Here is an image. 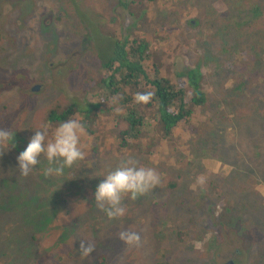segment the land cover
I'll use <instances>...</instances> for the list:
<instances>
[{"label": "rangeland", "instance_id": "obj_1", "mask_svg": "<svg viewBox=\"0 0 264 264\" xmlns=\"http://www.w3.org/2000/svg\"><path fill=\"white\" fill-rule=\"evenodd\" d=\"M5 1L12 0H0V129L16 131L17 148L0 155V264H211L195 260L229 242L244 264H264V0H152L153 10L140 0H79L89 31L63 26L66 35L54 40L30 20L26 37L9 32ZM53 1L32 0L35 22L39 9H64L75 0ZM253 7L261 18L235 28ZM149 12L150 46L162 50L143 60L147 73L157 66L161 77L187 87L174 73L194 70L208 97L169 137L150 120L145 136L124 146L117 141L124 110L99 87L109 77L102 59L111 49L100 28L111 29V17L113 32L125 34L136 21L132 32L139 36ZM194 17L202 25L188 29ZM20 84L38 90L27 93L21 90L32 87ZM55 102L96 114L94 132L80 138L83 158L62 176L44 175L41 158L23 177L17 156L33 131L54 132L44 118ZM128 158L154 168L161 182L135 200L125 197V215L109 219L94 192ZM122 232L138 233L139 243L126 244Z\"/></svg>", "mask_w": 264, "mask_h": 264}, {"label": "trees", "instance_id": "obj_2", "mask_svg": "<svg viewBox=\"0 0 264 264\" xmlns=\"http://www.w3.org/2000/svg\"><path fill=\"white\" fill-rule=\"evenodd\" d=\"M148 31L143 28L141 38L148 36ZM129 35L135 36L133 42H124L123 45L116 47L111 44L110 55L106 54L107 56L101 58L102 69L109 74V77L99 86L102 90L101 95H104L105 99L117 97V106L124 110L122 119L125 126L120 130L117 140L124 146L127 145L126 142L140 141L146 134L145 127L150 120L156 123L155 128L158 134H161L163 138L169 137L180 124L187 123L193 117L194 111L206 105L208 97L199 83L201 74H196L194 70L189 69L187 73L178 75V77L186 78L187 87L180 86L176 78L170 81L169 78L161 77L157 66L152 68L153 75L150 76L143 61L144 59L152 60L153 52L149 48V42L141 40L140 36L134 34L132 30L129 31ZM174 75L177 77L175 73ZM138 92L153 93L152 100L144 105L137 104L135 95ZM105 99L102 101H106ZM100 102L96 103L101 105ZM72 117L82 120L86 133L94 132L96 114L89 108L82 109L76 105H62L55 102L47 109L44 121L56 129L60 123ZM168 186L173 190L177 187L176 183L171 182ZM182 204L185 206L187 200H183ZM261 213L264 215L263 212ZM176 233H178L177 236L181 235V232ZM209 257L206 256L203 259L197 257L195 261L200 263L201 260L203 263ZM101 264H103L102 261Z\"/></svg>", "mask_w": 264, "mask_h": 264}, {"label": "clouds", "instance_id": "obj_3", "mask_svg": "<svg viewBox=\"0 0 264 264\" xmlns=\"http://www.w3.org/2000/svg\"><path fill=\"white\" fill-rule=\"evenodd\" d=\"M153 93L138 92L135 95L137 104H147ZM26 147L17 156L19 174L29 176L41 164V158L47 161L44 175L62 176L65 169L72 168L83 158L80 138L86 132L85 124L79 119H68L49 134L45 126L33 131ZM16 131L0 129V155L17 148ZM161 182L160 174L152 167L140 165L135 159H125L115 168L103 175L94 192L96 206L109 219L123 217L125 197L135 200L153 190ZM120 239L126 244L134 245L140 241L136 232H122ZM86 251H90L87 249Z\"/></svg>", "mask_w": 264, "mask_h": 264}, {"label": "flooded vegetation", "instance_id": "obj_4", "mask_svg": "<svg viewBox=\"0 0 264 264\" xmlns=\"http://www.w3.org/2000/svg\"><path fill=\"white\" fill-rule=\"evenodd\" d=\"M83 1V0H82ZM104 2V0H102ZM139 1V0H138ZM142 4H149V6L151 7V9L153 10V7L155 5V1L154 2H149L148 0H140ZM7 3L2 5L3 11L2 13H5V17L8 16L10 14V19L8 20V24L9 26L6 27V29L10 32L16 33V35L19 37V39L22 38V33H24L25 37L27 34H31L30 30H26L25 27H29L28 26V22L29 20L32 21L33 23H36L38 26L40 31H44L46 33H50L52 34L53 40L57 39V38H61L64 37L65 35L61 34L63 32L62 27L63 26H67L69 29H80L83 31L88 30L89 28L87 26V20H86V16L85 14H82V10H81V1L79 0H75L74 2L69 3L64 9H60L58 10V6L55 5V8H42L39 9V13L37 14V16H39L40 18H37V22L34 21L33 19V13L35 11L34 7L32 6V0H12V2H8L5 1ZM55 3V0L53 1ZM118 2V0H117ZM9 3V7L8 9H5V6ZM84 3V2H83ZM30 5V7H29ZM40 5V4H39ZM119 3H115L114 5L111 4V9L114 10L117 9ZM17 10L18 13H15L14 8ZM38 8V6H37ZM262 10H258L256 7H253V9L250 11L249 14H247L246 16H244L243 18H239L236 21H232L233 25L235 26V28H240L241 24H244L246 27L248 26H252L255 25L256 22H254V20H258L260 19V13ZM41 13V16H40ZM118 14V13H117ZM207 15H209V12L206 13ZM27 16H29L31 19L27 18ZM116 18H119L117 15H115ZM151 12H149L147 14V16L142 19V29H148L149 33L148 36L141 38V40H145L146 42H149V48H151L150 46V39L153 37V35L155 34V28H154V21L152 23L151 20ZM80 18V19H79ZM137 20V18L135 19ZM196 21V22H195ZM109 22L111 23V29L105 27L103 28V26L100 28V30L102 32L107 33V35H105V37H102V39H106L108 41V43L113 44L115 47L117 45H123L124 42L127 43H131L133 42V38L135 37L134 35L130 36L129 32L123 34V30H117V32L121 31L119 33V35L117 34V32L114 34L110 33L113 32V30L115 29L114 27V22L111 19V17H109ZM135 22L129 26H127V29L130 30H134V25ZM202 25V21H200L199 18L194 17L191 20H189V22L187 23V28L190 29V27H200ZM178 29V28H177ZM187 30V29H186ZM82 31V34H83ZM152 31V32H151ZM30 32V33H29ZM35 32V31H34ZM256 32H260V30L256 31ZM151 33V34H150ZM187 33V32H186ZM1 30H0V37H1ZM138 36V35H137ZM128 37V40H126V38ZM40 38V37H39ZM180 39V38H179ZM52 40V41H53ZM184 43H186L184 40L182 41ZM163 43V42H162ZM129 45V44H128ZM153 46V44H151ZM165 45V44H164ZM163 45V46H164ZM3 48L0 47V50H2ZM129 50V48L127 49ZM162 49H152L151 48V52H153L152 56H157L159 54V52ZM164 50V47H163ZM111 53V51H107V55L109 56ZM251 56V54H250ZM137 57V55H136ZM252 66L254 65V63H257V56L255 58H252ZM65 62H61V64H64ZM251 66V67H252ZM174 69L176 70V65L174 66ZM189 70V69H188ZM187 70V71H188ZM187 71H184L183 73H187ZM180 72H176V75H179ZM180 73V74H183ZM183 77V76H182ZM185 78V77H184ZM186 79V78H185ZM105 80H108V77H105ZM17 87H38V85H17ZM20 89V88H19ZM30 89H23L21 91H27V93H29ZM231 247H229L228 243H223L219 245L218 249H215L214 253H212L210 258V262L212 261L211 264H244L243 262V257L242 254L240 252L239 249L235 248L234 243L229 242ZM221 248L222 251H220L219 249ZM206 256V255H205ZM203 256V257H205ZM203 257L200 258L203 259ZM214 258V259H213Z\"/></svg>", "mask_w": 264, "mask_h": 264}, {"label": "water", "instance_id": "obj_5", "mask_svg": "<svg viewBox=\"0 0 264 264\" xmlns=\"http://www.w3.org/2000/svg\"><path fill=\"white\" fill-rule=\"evenodd\" d=\"M31 90H32L31 92L37 91L38 87H32Z\"/></svg>", "mask_w": 264, "mask_h": 264}]
</instances>
